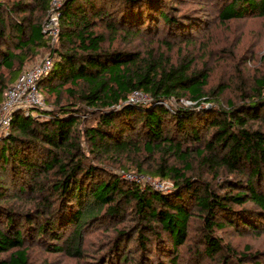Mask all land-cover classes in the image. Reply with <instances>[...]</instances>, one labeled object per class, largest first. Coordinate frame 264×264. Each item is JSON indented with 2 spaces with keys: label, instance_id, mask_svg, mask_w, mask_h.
Here are the masks:
<instances>
[{
  "label": "trees",
  "instance_id": "1",
  "mask_svg": "<svg viewBox=\"0 0 264 264\" xmlns=\"http://www.w3.org/2000/svg\"><path fill=\"white\" fill-rule=\"evenodd\" d=\"M9 1L0 0V68L9 74L0 76V107L31 56L49 46L41 23L25 14L45 11L51 0ZM57 11L63 48L52 50L53 68L40 87L60 96L69 85L74 102L37 117L16 112L11 132L0 137V255L10 253L0 264H31L29 241L50 239L53 251L79 254L85 223L124 218L128 206L137 222L116 231L108 261H127L125 242L134 239L149 264H184L187 241L195 249L186 264L246 258L218 231L264 233V76L243 102L226 108L216 101L228 87L208 89L210 70L197 68L193 56L175 63L121 45L144 31L157 35L161 21L165 35L186 39L198 21L176 16L164 0H64ZM251 16L264 18V0H223L219 9L223 23ZM135 90L151 101L129 103ZM182 98L194 104L169 103ZM80 104L98 111L83 131L86 148ZM140 154L155 162L152 176L173 182L170 191L132 182L103 162ZM198 165L210 180L193 174ZM5 180L40 198L37 207L22 212L4 204Z\"/></svg>",
  "mask_w": 264,
  "mask_h": 264
},
{
  "label": "rangeland",
  "instance_id": "2",
  "mask_svg": "<svg viewBox=\"0 0 264 264\" xmlns=\"http://www.w3.org/2000/svg\"><path fill=\"white\" fill-rule=\"evenodd\" d=\"M10 0L8 3H13ZM63 2L64 0H57ZM168 6H172L176 16H183L184 19L198 21V25L192 32H189L186 39H179L173 35H165L166 27L163 21L160 23V33L155 35L153 32L144 33L129 43L120 42L121 45L130 46L142 52V55L154 53L155 56H170L173 62H178L181 58H191L196 60L197 68L210 70L209 88H215L219 84H224L226 92L218 102L224 107H228L229 102L240 104L244 101L245 92H251L255 86L256 78L264 76V18L251 16L245 19L231 20L223 23L219 17V9L223 0H164ZM51 0L48 9H38L34 13L28 12L30 20L40 22L46 29L44 33L49 42L48 47H42L37 50L35 55L31 56L30 61L25 65L24 71L41 62L45 58H52V50L62 49L63 42L60 38L61 25H49L56 13ZM20 18L21 16H17ZM9 19V17H8ZM54 27L58 31H52ZM169 45H167L165 42ZM169 46H172L169 49ZM0 76L6 81L9 78L8 72L0 68ZM13 83V82H12ZM11 83V84H12ZM69 85L65 86L60 96L55 93L43 92L45 97V106L41 110L52 111L58 106L66 105L74 101L71 95L65 92ZM246 94V93H245ZM187 99L182 98L180 101L171 99L169 103L178 105ZM205 107L210 108L212 102H204ZM84 108L83 121L79 125L82 134V142L85 145L84 129L96 123L98 111L96 108L78 105ZM39 111V110H38ZM3 135H0V137ZM171 162L174 160L171 159ZM113 170L123 174L126 179L128 174L135 177L130 181L137 182L141 185L153 187L155 189L170 191L173 182L168 179L152 176L149 169L155 167L152 159L146 158V154L122 156L120 159L106 156L103 159ZM197 163H195L196 165ZM139 165L143 171H139ZM126 169V170H124ZM195 176L203 174L210 180L212 173L200 168L198 165L193 173ZM219 179L215 182L217 183ZM8 188L7 198L3 201L9 207L19 208L20 211H27L37 207L40 198L30 192L19 193L17 188L11 186L10 180H5ZM129 207V208H128ZM127 207L124 218L116 219H97L85 223L81 232L80 253L74 251H53L49 246L50 239L45 241H29V256L31 264H119L114 261H108L106 255L108 249L112 248L110 241L113 239L116 231L120 229H132L135 225L136 218L133 217L131 207ZM195 226L199 224L196 220ZM73 228L70 230L72 234ZM192 235V233H190ZM218 234L223 238L225 243L229 244L238 254L245 256L242 261L233 264H264V233L244 232L238 233L231 227L227 226L219 230ZM190 237V236H189ZM129 258L121 264H149L144 260L142 252L135 247L136 241L126 240ZM190 244V246H188ZM191 248V249H189ZM195 246L187 241L182 248V259L184 264L189 260ZM192 251V252H191ZM10 253L1 254L0 258H6ZM199 264H223L220 255L214 258L205 257Z\"/></svg>",
  "mask_w": 264,
  "mask_h": 264
},
{
  "label": "built area",
  "instance_id": "3",
  "mask_svg": "<svg viewBox=\"0 0 264 264\" xmlns=\"http://www.w3.org/2000/svg\"><path fill=\"white\" fill-rule=\"evenodd\" d=\"M62 2L55 0L53 7L55 15L49 25H58L59 12L57 11ZM44 33L46 29L43 27ZM52 31H58L54 27ZM53 68V58H45L41 62L24 71L16 81L3 92V101L0 107V135L6 136L11 132L12 119L16 112H22L34 117L38 116V110L45 106V97L40 87L41 80L50 73ZM151 96L143 91L135 90L129 97L128 102L133 104L147 103ZM194 102L185 101V105ZM130 180L135 177L128 174Z\"/></svg>",
  "mask_w": 264,
  "mask_h": 264
}]
</instances>
